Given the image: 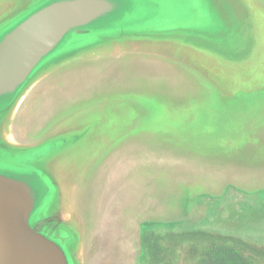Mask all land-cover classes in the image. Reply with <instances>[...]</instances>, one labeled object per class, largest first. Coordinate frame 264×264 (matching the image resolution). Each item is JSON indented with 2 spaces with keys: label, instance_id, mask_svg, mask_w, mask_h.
Masks as SVG:
<instances>
[{
  "label": "rangeland",
  "instance_id": "1",
  "mask_svg": "<svg viewBox=\"0 0 264 264\" xmlns=\"http://www.w3.org/2000/svg\"><path fill=\"white\" fill-rule=\"evenodd\" d=\"M56 1L0 0V38ZM126 1L0 96V172L51 183L75 264H264V0Z\"/></svg>",
  "mask_w": 264,
  "mask_h": 264
},
{
  "label": "water",
  "instance_id": "2",
  "mask_svg": "<svg viewBox=\"0 0 264 264\" xmlns=\"http://www.w3.org/2000/svg\"><path fill=\"white\" fill-rule=\"evenodd\" d=\"M109 9L104 0H60L22 20L0 40V96L20 87L71 30ZM32 209L28 187L0 175V264H72L59 240L30 226Z\"/></svg>",
  "mask_w": 264,
  "mask_h": 264
},
{
  "label": "flooded vegetation",
  "instance_id": "3",
  "mask_svg": "<svg viewBox=\"0 0 264 264\" xmlns=\"http://www.w3.org/2000/svg\"><path fill=\"white\" fill-rule=\"evenodd\" d=\"M124 1H126V0H124ZM114 2L116 3V10L120 9V0H114ZM124 18H126V16ZM21 99L23 100L24 97L20 98V100ZM10 130L12 131V133L17 132V134H19L18 133V131H19L18 125H11ZM18 138H20V135H18ZM0 174H4V176L19 180V181L23 182L28 187L30 194L32 196V199H33V209H32V212L30 214V217H29L30 226L33 229H35L37 232L43 234L44 236H46L48 238H51L54 240H59L63 244V246L65 247L66 251L68 252V254L71 258L72 264H75V263H73V259H72L73 257L70 254L69 249H68V245L66 243L65 233H61L60 231H58L59 229H58L57 224L52 223V222L56 221L55 220L56 218L58 219L59 217H62V214L58 212V215H55L54 217H46V213H44V212H43V214L41 213V211L35 212L36 207H37L36 204L38 203L37 201L39 199H42L44 202L46 196L50 193V191L47 189V186L48 185L52 186L51 183L44 180L43 178H38V176H34V177L28 176L27 177L26 174L14 172L12 170H4L2 173L0 172ZM5 174H7V175H5ZM77 201H78L77 195L73 196L70 194L67 196L66 207H67L68 211H70V213L69 214L63 213L64 219L68 220V218H70L69 217L70 214L72 216V215H75L78 213ZM59 207H60V205H59ZM42 211H45V210L43 209ZM60 219L61 218H59V220Z\"/></svg>",
  "mask_w": 264,
  "mask_h": 264
},
{
  "label": "trees",
  "instance_id": "4",
  "mask_svg": "<svg viewBox=\"0 0 264 264\" xmlns=\"http://www.w3.org/2000/svg\"><path fill=\"white\" fill-rule=\"evenodd\" d=\"M104 1L109 5L110 9H109L108 13L100 16L99 18L107 17L108 15L112 14L114 12V10L116 9V3L114 2V0H104ZM99 18H97V19H99ZM97 19H95L91 23L95 22ZM103 21H106V19ZM91 23H90V25H91ZM14 26L12 28H14ZM12 28L9 29L8 31L12 30ZM78 29H80V28H77L76 30H78ZM74 31H75V29H74ZM84 32L89 33L90 31H84ZM0 40H1V38H0ZM15 91L12 93L14 94ZM8 94H11V93H8ZM5 95H7V94H5ZM204 256L205 257H204L203 261L205 264H253L242 253L241 250H239L238 248H236L234 246H228V245H214V246L212 245L209 249H207L205 251Z\"/></svg>",
  "mask_w": 264,
  "mask_h": 264
}]
</instances>
